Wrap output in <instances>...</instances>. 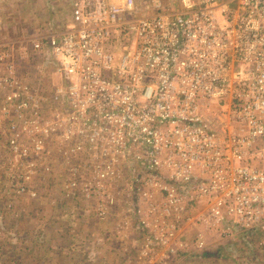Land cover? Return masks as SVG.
Listing matches in <instances>:
<instances>
[{"label": "built area", "instance_id": "1", "mask_svg": "<svg viewBox=\"0 0 264 264\" xmlns=\"http://www.w3.org/2000/svg\"><path fill=\"white\" fill-rule=\"evenodd\" d=\"M148 3L72 0L66 29L0 42L11 194L61 167L63 197L134 221L146 258L264 232V0Z\"/></svg>", "mask_w": 264, "mask_h": 264}, {"label": "rangeland", "instance_id": "2", "mask_svg": "<svg viewBox=\"0 0 264 264\" xmlns=\"http://www.w3.org/2000/svg\"><path fill=\"white\" fill-rule=\"evenodd\" d=\"M71 2L0 0V42L66 29L72 20ZM136 7L142 13L151 11L148 0H136ZM36 63L29 59L24 67L32 70ZM49 67L50 62L45 66L51 75L47 82L53 84L58 78ZM2 144L0 139V147ZM6 160L7 154L0 148V264H264V232L260 229L234 228L228 237L216 229L211 231L206 251L223 246L219 257H204L205 251L193 246L184 253L168 254L160 249L150 258L142 257L145 232L134 221L121 229L115 224L116 217L99 219L86 210L84 202L64 198L61 167L32 184L33 194L14 195L8 185ZM194 226L175 241L190 240L202 230Z\"/></svg>", "mask_w": 264, "mask_h": 264}, {"label": "trees", "instance_id": "3", "mask_svg": "<svg viewBox=\"0 0 264 264\" xmlns=\"http://www.w3.org/2000/svg\"><path fill=\"white\" fill-rule=\"evenodd\" d=\"M221 249H223V246L217 247L216 249H214L212 251H205L203 253V256L204 257H213V256L219 257V256H221V255H219L221 253L220 252Z\"/></svg>", "mask_w": 264, "mask_h": 264}, {"label": "crops", "instance_id": "4", "mask_svg": "<svg viewBox=\"0 0 264 264\" xmlns=\"http://www.w3.org/2000/svg\"><path fill=\"white\" fill-rule=\"evenodd\" d=\"M168 1V0H167ZM70 9H71V17H72V6H71V4H70ZM56 31V30H55ZM51 33V32H50ZM40 35H43V34H40ZM31 37H32V35H31ZM23 39H25V37H22V36H19V37H17V38H15V39H13V40H6L5 42H8V41H16V40H23ZM2 42H4V41H2ZM49 78H50V75H48V74H46ZM100 219V218H99Z\"/></svg>", "mask_w": 264, "mask_h": 264}]
</instances>
